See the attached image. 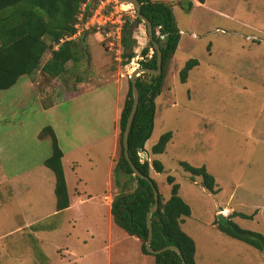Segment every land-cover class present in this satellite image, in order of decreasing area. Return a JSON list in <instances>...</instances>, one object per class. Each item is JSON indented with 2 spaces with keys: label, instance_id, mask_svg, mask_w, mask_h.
<instances>
[{
  "label": "rangeland",
  "instance_id": "374dc122",
  "mask_svg": "<svg viewBox=\"0 0 264 264\" xmlns=\"http://www.w3.org/2000/svg\"><path fill=\"white\" fill-rule=\"evenodd\" d=\"M171 1L178 26L184 32V49L178 52L175 67L171 62L163 91L156 100L158 114L147 150L152 159L164 164V171L157 173L152 168L151 177L166 199L172 187L167 177L174 176L180 184V195L192 209V214L184 217L182 229L196 243L197 264H264V251L219 229V215L224 211L226 221L229 219L244 230L264 234V0H207L206 6L193 5L192 9L188 8V0H182V4L180 0ZM126 5L131 6L129 16L135 21L136 9L130 3ZM132 38V47L127 49L123 41L120 46H111L100 31H90L85 37L90 46H86L87 55L81 66L76 68L69 62L68 73L61 77L52 78L38 70L21 80L35 82L46 104L58 101L57 113L64 121L76 124L80 118L78 113L84 112L86 125L90 122L94 129L105 134L106 127L108 131L112 129L118 101L124 105L131 74L140 67L141 50L148 45L147 26L143 21L134 29ZM120 48L122 61L116 59ZM131 49L137 52L134 63L124 60L126 51ZM98 52L105 60L103 65L93 58ZM50 56L48 51L43 60ZM191 58L197 59L199 65L189 72L187 82L182 83L179 72ZM122 77L127 79L123 90L117 86V80ZM82 92L85 93L76 100L69 98ZM19 93L18 89L14 93L0 92L4 118L15 121L7 123L13 134L5 144L1 161L25 165L40 157L32 155L34 150H41L44 155L46 145L52 150V144L40 141L35 145L31 140L30 123L37 120L43 123L44 115L32 95L25 102L11 105L10 101ZM118 127V137L109 154L113 168L111 186L105 187L101 182L80 185L88 193L90 189L101 193L106 190V197L112 202L122 190L118 180L123 192L134 189L131 183L125 185L126 176L115 173L121 153L119 121ZM168 131L173 132V137L166 151L152 154L151 147ZM181 161L205 165L216 178L220 191L217 194L207 191L202 179L186 172ZM98 162L99 159L95 164L80 160L79 169L84 176L91 172L98 176V181L104 182L102 171L111 164ZM65 165L73 188L75 172L71 163ZM24 195L25 192L18 193L20 197ZM49 202L46 196L45 204ZM7 204L16 205L15 197L6 198L0 193L1 219L5 218ZM233 212H243L250 218L232 215ZM68 217L69 213L44 217L33 228L11 234L4 231L8 227L0 226V264H156L151 254L140 257L141 243L134 237L121 228L109 230L105 209L99 208L98 214L86 212L85 225H90V232L83 222H74Z\"/></svg>",
  "mask_w": 264,
  "mask_h": 264
},
{
  "label": "trees",
  "instance_id": "16d2710c",
  "mask_svg": "<svg viewBox=\"0 0 264 264\" xmlns=\"http://www.w3.org/2000/svg\"><path fill=\"white\" fill-rule=\"evenodd\" d=\"M188 1V8L192 9L196 0ZM198 1L205 3V0ZM139 2L142 14L152 23L154 39L160 45L162 70L158 75L142 73L137 78L139 106L129 133V153L138 169L149 176L158 189L156 181L151 177V170L153 168L157 173H161L164 171V164L158 159H152L151 163L149 160L142 161L141 152L145 150L148 153L145 145L154 130L156 100L163 91L171 62L179 46L181 31L174 14L173 3L154 0H139ZM84 4H86L85 8ZM93 8L94 5L88 0H0V91L11 88L22 76L33 75L38 70L52 78H58L68 73L69 62H72L76 68L81 66L87 55L85 37L90 31H100L105 34L107 29L94 28L84 31L78 39L76 38L77 40L60 42V39L73 36L77 31L74 25L78 16L81 13L89 15ZM136 20H139L137 16ZM141 22L139 20V23ZM133 27L134 21L131 16H127L124 25L126 32L122 38L123 46L127 49L132 47ZM150 50H153L152 55L149 54ZM48 51L51 56L44 61V55ZM136 56L135 50L131 49L126 51L124 60L130 62ZM141 56L142 59L138 62L140 67L157 69V51L152 42L149 41L148 45L142 48ZM198 65L199 61L195 58L185 63L179 72L182 83L187 82L189 72ZM54 101H48L46 104L42 98V105L49 107L54 104ZM133 103L130 80V88L119 119L121 153L115 166V173L119 177L126 176L125 185L129 186L131 183L134 189L131 192H123V187L118 180L117 183L122 188V192L120 191L114 198L111 212L118 226L140 240L142 252L151 254L147 251L145 244L149 233L147 213L155 203L153 188L147 180L134 175L125 157L123 146V132ZM45 133L51 134L52 138V155L46 159L45 165L55 174L56 205L57 210L61 211L70 205L62 164L63 151L52 127L43 129L41 135ZM172 137V131L162 134L158 142L151 147L152 154L164 153ZM180 165L192 177L201 178L203 187L210 193L217 194L220 191L216 178L205 165L194 166L187 161H181ZM167 181L172 185L171 195L166 199L158 189L159 207L151 216L153 225L151 246L158 250L169 245H176L182 250L183 258L174 250L151 255L155 257L156 264H197L196 243L182 229L184 217L192 214L191 206L180 195V184L176 182V178L169 175ZM232 215L250 218L243 212H233ZM232 225L237 230H234ZM219 229L235 239L264 251V234L262 233L244 230L229 219L226 224L220 221Z\"/></svg>",
  "mask_w": 264,
  "mask_h": 264
},
{
  "label": "crops",
  "instance_id": "0c3cea01",
  "mask_svg": "<svg viewBox=\"0 0 264 264\" xmlns=\"http://www.w3.org/2000/svg\"><path fill=\"white\" fill-rule=\"evenodd\" d=\"M154 1H160V0H154ZM163 2H172V1L170 0ZM179 2L181 4L184 3L182 2V0H180ZM206 4H207V0H205V3H201L198 0L196 3H194V5L198 7L206 6ZM180 31H181V38H180L179 46L172 60V65H174V67L178 52L184 49V44L182 41V35L184 34V32L182 29H180ZM88 41L89 40H87V44L90 46V43ZM95 55L93 54V58H95L96 62H99L101 65H103L105 60L103 59L102 54L98 52ZM24 76H22L18 80V82L11 88L5 91L3 90L1 91L4 93H9L11 91H13L14 93V91H16L17 89L18 91H20V93L10 101L11 105L23 102L29 95L35 96V100L36 102L38 101L39 103V109L41 110V113L44 115L45 121L43 123H40L39 120H37L36 122L30 123L31 131H32L31 140L36 142L35 145H39L40 141L48 145H50V141H51L52 144L51 134L45 133V135H41L43 129H45L48 126L52 127L57 137L59 146L63 151L62 164L65 172L68 193L70 197V205L66 209H63L61 211L57 210V205H56L57 198L55 194V186H56L55 174L49 167L45 165L46 159L49 158L52 152V150L47 149V145H46V154L44 155L42 154L41 150L39 151L38 149L34 150L32 155L33 156L39 155L40 157L37 158L38 160L35 162L27 163L30 165L14 164V163L10 164V161H8V163L6 164L4 163V161H1L3 158L2 155L4 156V154L2 153H4V149L6 147L5 144L6 142H8L9 136L13 134V130L7 127V123L10 122L15 123V121L13 119L4 118L5 115L2 109V103L0 101V193L5 194L6 198L15 197L16 199V205L14 206H10V204L6 205L5 218L3 219L0 218V226L8 227V229H5L4 231H7L11 234L18 231H22V230L25 231L30 228H33L34 224L38 223V221L44 217H49L51 215H58L61 213H69V217H68L69 220L73 219L74 222L78 220V223L83 222L84 228L88 232H90L91 231L90 225H85L86 212L87 214L89 213L98 214L99 208H102L107 211L109 230L112 231L114 227L120 229L121 227L114 222L113 215L111 212L112 200L107 199L106 190L104 191V193H101L98 191L93 192L90 189L88 193L87 191H83V189L80 188V185L82 184L86 186L88 183L90 184L96 183L97 185L98 182H101L105 185V187L111 186L110 180H111V171H113V168H112V161L109 159V154L111 153L113 144L115 143L118 137V132H119L118 119L120 118L123 109L121 105L122 103L118 101V105L116 106L115 115L113 117L114 123L111 131H108V128L106 127V133L103 134L102 131L94 129V127L90 124V122L88 126L86 125L84 121L85 119L84 112L78 113L80 118L78 119V122L76 124L75 123L71 124L67 120L64 121L62 119L63 116L57 113L58 108L60 106L58 101L55 100L53 105L49 107H44L42 105V96L40 95L39 91L36 88V83L33 82L32 80H25L24 82H22L21 79ZM117 83H118L117 86L121 87L123 90L126 88L127 79H125L124 77L119 78L117 80ZM96 91H98V89ZM84 93L85 92H82L75 96H71L69 98L76 100ZM157 114H158V109H157ZM78 115L75 118H78ZM12 116H16V114ZM21 119L22 116L20 115L18 121L20 122ZM101 127H102V122H101ZM103 144H105L106 146L103 149H101ZM146 145H147L146 146L147 149H149L150 147L149 140L147 141ZM103 150L105 152H103ZM7 157L9 159L11 156H7ZM96 159L97 160L99 159V162L97 164H101L102 160L104 162L103 164H111L102 171V179L104 178L105 180L104 182L98 181L99 180L98 176L94 175L91 172L86 176H84V174L80 172L79 169L80 160H82L83 162L84 160H86L88 164H95ZM66 162L72 164L71 166L72 171L75 172L76 186L73 188L70 186L68 173L65 165ZM23 192H25V195L23 197L18 196V193H23ZM28 194L30 195V197ZM46 196L50 200V202L47 205L45 204ZM90 202H94V203L90 204ZM27 206H31V207L25 209V207ZM47 208L48 211L45 212ZM222 213H224V211ZM122 230L126 234H128L124 229ZM131 237H134L136 241L140 242V240L137 237L135 236H131ZM140 250H142V248H140ZM139 255L140 257H142V255L143 257H145L144 256L145 253H143L142 251L141 254Z\"/></svg>",
  "mask_w": 264,
  "mask_h": 264
},
{
  "label": "water",
  "instance_id": "95a60500",
  "mask_svg": "<svg viewBox=\"0 0 264 264\" xmlns=\"http://www.w3.org/2000/svg\"><path fill=\"white\" fill-rule=\"evenodd\" d=\"M121 1L132 4L133 7L136 9L138 19L143 21L147 26V34H148L149 41L152 42L155 50L157 51V69L139 67V68L135 69L133 71V73L131 74V87H132V94H133L134 103H133L132 110L128 116L125 130L123 132V146H124L125 157L128 160V162H129V164H130V166L134 172V175L147 180L151 184V186L153 188L154 196H155V203H154L153 207L147 213V226H148L149 233H148V239L146 241L145 246H146L147 251L151 254H159V253H162L166 250H174L181 256V258H183L182 250L176 245H169V246L163 247V248L158 249V250L154 249L151 246V242H152V238H153V225H152V221H151V216H152L153 212H155L157 210V208L159 207V191H158L157 187L154 185L153 180L149 176H146L145 174H143L138 169V167L134 164V162L130 156V153H129V133H130V129H131L132 123L134 121L135 115L137 113L138 106H139V91H138V87L136 84L137 78L142 73H151V74H155V75H158L161 73V70H162V59H161L162 52H161L160 45L154 39V36L152 33V23L141 12V4H140L139 0H121ZM139 20L134 21V27L132 28V33H133L134 29L139 26ZM219 217H220L219 220H221L222 222L226 221L224 214L222 212L220 213ZM226 223H227V221H226ZM232 228L234 230H237V228L234 225H232ZM184 263H185V261H184Z\"/></svg>",
  "mask_w": 264,
  "mask_h": 264
},
{
  "label": "built area",
  "instance_id": "2783aa9c",
  "mask_svg": "<svg viewBox=\"0 0 264 264\" xmlns=\"http://www.w3.org/2000/svg\"><path fill=\"white\" fill-rule=\"evenodd\" d=\"M88 1L94 5L91 13L89 15L81 13L74 25L77 30L76 33L73 36H67L60 39V42L76 39L84 31L96 28L98 30L107 29L104 36L110 40V45L114 46L116 44L120 46L124 34L125 19L130 14L129 10L131 6H127V3L121 0ZM85 7L86 4H84V8ZM116 53V59L122 61L121 55L123 54V50H121V48L117 49ZM134 59L135 58L132 59V63H134ZM133 69H135V67ZM141 158L142 161L149 160L150 163L152 162L151 156L145 150L141 152Z\"/></svg>",
  "mask_w": 264,
  "mask_h": 264
}]
</instances>
